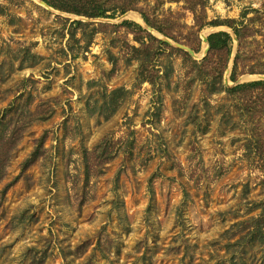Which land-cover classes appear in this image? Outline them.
Here are the masks:
<instances>
[{
  "label": "rangeland",
  "instance_id": "obj_1",
  "mask_svg": "<svg viewBox=\"0 0 264 264\" xmlns=\"http://www.w3.org/2000/svg\"><path fill=\"white\" fill-rule=\"evenodd\" d=\"M194 1L201 29L189 0L111 5L114 17L0 0V139L19 134L1 166L0 264H264V243H237L236 226L264 200L245 145L259 103L215 90L264 75V0ZM232 19L241 39L219 76L222 57L201 64L202 36L230 32L209 22ZM141 42L154 83L140 81Z\"/></svg>",
  "mask_w": 264,
  "mask_h": 264
},
{
  "label": "trees",
  "instance_id": "obj_2",
  "mask_svg": "<svg viewBox=\"0 0 264 264\" xmlns=\"http://www.w3.org/2000/svg\"><path fill=\"white\" fill-rule=\"evenodd\" d=\"M48 5L63 10L67 12L76 13L79 15H87L89 17H114V14L108 15L107 12L110 10L109 7L111 5V9L113 12L120 11L121 13L126 12L129 9H136L138 6V2L140 0H44ZM188 1V0H187ZM204 8V4L202 2L189 0V4L187 6L188 9H190L194 15H195V22L199 26V29L204 27L206 25V22L198 19L197 16V8ZM143 17L145 21L154 27L159 32L170 36V33H167L163 28L155 24L149 16L143 14ZM228 24L230 27L233 28L234 33L237 35L239 39H241L240 30L237 26H234L236 23V20H226V21H220L215 20L209 22V24L212 25H221V24ZM74 24L77 25H86L85 22L76 20L74 21ZM123 24L128 26H134V28L145 32L149 39H155L159 43L166 44V42H163L162 40L156 38L151 33L147 32L146 29L139 23L131 20H125L123 21ZM208 24V23H207ZM208 41H209V51L207 55L204 57V60L201 64L204 62H211L214 59V56L222 57L220 62L216 67H214V74H218L219 76H223L224 71L228 67V61L230 60L232 51H233V36L230 32L225 30H220L211 33L208 35ZM141 47H133L135 52L145 51L143 52L144 58H142V64H141V71H140V81H146L150 80L152 83H154V77L151 75V72L147 71V62L150 58V54L146 52L149 47L147 45H144L145 42H141ZM194 49V48H193ZM196 50V49H195ZM179 51V50H178ZM186 57L194 64V65H200L197 60H195L187 51L184 52ZM146 67V68H144ZM237 68H238V56L235 59V63L233 65V71L231 73V79L234 81L237 77ZM202 72V71H200ZM201 75V74H200ZM221 89L225 90L229 93H237L239 95H242L243 97H248L250 99L256 98V102L259 103L258 108V120L256 125L257 130V136L251 137L250 140L247 142L246 149L248 150V155L252 156L255 166L260 170L262 174V182L264 183V80H253L248 81L244 83H239L234 86L228 87L222 84V88L216 89V91H221ZM248 112L253 113L255 109L249 105ZM19 134H17V131H15V134L12 135L10 138H4L0 139V167L2 166V161H5V156L8 155L11 145L15 143L16 137H18ZM44 137H41L39 140L38 145L35 147L33 152L30 154V156L25 160L23 163V169L28 168L31 164H33L42 154L41 148L43 146ZM104 146V143H101L98 147ZM131 149V147H130ZM98 150V149H97ZM109 158L108 157L106 158ZM0 169V179L3 175V167ZM256 208L260 210V212L252 216L250 218H247L245 220L240 221L236 224V226L240 227L242 232H244L239 241L248 243L253 242H260L264 243V200H261L260 202L256 203Z\"/></svg>",
  "mask_w": 264,
  "mask_h": 264
},
{
  "label": "water",
  "instance_id": "obj_3",
  "mask_svg": "<svg viewBox=\"0 0 264 264\" xmlns=\"http://www.w3.org/2000/svg\"><path fill=\"white\" fill-rule=\"evenodd\" d=\"M38 1H39L41 4L45 5L46 7H49V5H48L44 0H38ZM140 23H141L145 28H147L149 31H151V32H157V31L155 30V28H153L151 25H149L147 22H145L142 18H141ZM157 33H158L159 35H161V38L164 39L165 41H167L168 43H171V44H173V45H175V46H177V47H180V48H182V49H185V50L188 51L192 56H197V53H196L195 50H193L191 47L186 46V45L181 44V43L173 42V41H172L171 39H169L168 37H166V36L160 34L159 32H157ZM230 33L232 34V36H233V38H234L235 40H238L236 34L233 33V30H231ZM202 37H203V41H204V42L206 43V45H207L206 48H205V51H204V53L206 54V53L208 52L209 48H210L209 41H208V36L203 35ZM230 70H231V69H228V71H227V75H228V73L230 72ZM259 78L264 80V75H259ZM226 82H227V81H226Z\"/></svg>",
  "mask_w": 264,
  "mask_h": 264
}]
</instances>
